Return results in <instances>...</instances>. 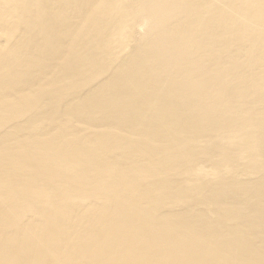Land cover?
<instances>
[{
  "label": "bare ground",
  "instance_id": "6f19581e",
  "mask_svg": "<svg viewBox=\"0 0 264 264\" xmlns=\"http://www.w3.org/2000/svg\"><path fill=\"white\" fill-rule=\"evenodd\" d=\"M0 264H264V0H0Z\"/></svg>",
  "mask_w": 264,
  "mask_h": 264
}]
</instances>
